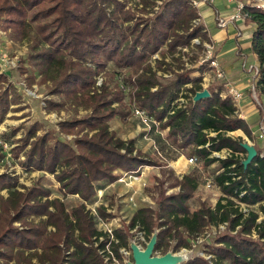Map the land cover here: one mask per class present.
Instances as JSON below:
<instances>
[{"label":"trees","instance_id":"1","mask_svg":"<svg viewBox=\"0 0 264 264\" xmlns=\"http://www.w3.org/2000/svg\"><path fill=\"white\" fill-rule=\"evenodd\" d=\"M130 1L0 0V28L18 41L32 38L26 60L29 67L21 66L29 84L50 82V94L61 99L47 100L46 108L57 110L69 101L90 110L84 116L59 121L57 128L46 129L43 122L31 124L14 142L12 155L19 159L18 164L28 172L46 170L54 175L63 198L54 196L40 180L28 186L16 171L0 173V264H107L99 252L105 242L95 245L104 233L98 230L86 202L105 182L117 179L116 170L133 172L141 166L160 165L138 150L134 139L125 140L111 128L117 116H128L131 103L169 128L170 138L181 148H191L204 167L219 163L214 182L222 195L214 207L191 210L187 202L200 184V175L192 170L181 180L177 178L173 185L180 187L177 193H162L156 208H137L129 230L139 225L149 240L159 229L154 252L165 254L189 247L190 239L207 225L229 221L231 230L241 228L235 235L226 232L216 238L220 246L207 244L216 256L213 264H264V155L258 149L245 168L242 160L246 156L239 155L247 154L243 138L228 135L241 129L252 138V129L237 114L232 98L221 95V89L208 88L211 96L193 101L195 93L203 89V67L198 69L199 76H192L193 69L166 82L159 75L160 70L171 71L168 55L181 64L179 69L184 66L183 49L194 38L210 43L205 25L193 26L201 18L198 8L193 0H164L155 11L158 0H137L147 16L136 17L127 9ZM244 11L255 23L256 88L264 95V8L248 4ZM151 12L153 16L148 15ZM31 24H35L33 36ZM157 53L161 58L153 61ZM109 63L126 70L124 84L110 87L104 82L97 87L100 74L118 75L117 71L107 72ZM6 80L0 74V124L11 106L21 102L15 89L4 87ZM181 96L189 99L186 105L176 102ZM20 129L11 128L2 138L8 140ZM224 148L233 154L226 158L212 155ZM70 195L81 199L72 207L65 202ZM243 204L249 208L248 215L241 210ZM99 212L102 217L110 216L103 205ZM253 230L260 240L245 236ZM114 234L119 242L112 247L119 255L120 247H130L131 235L121 228ZM185 264L210 263L197 257Z\"/></svg>","mask_w":264,"mask_h":264},{"label":"rangeland","instance_id":"2","mask_svg":"<svg viewBox=\"0 0 264 264\" xmlns=\"http://www.w3.org/2000/svg\"><path fill=\"white\" fill-rule=\"evenodd\" d=\"M197 1L206 3L205 0H197ZM163 2L164 0H158L157 5L154 6V10L157 11ZM254 2L255 0H249V2L246 3L245 5L253 4ZM141 7L142 4L137 3V0H132L129 2L127 9L129 8L130 10L131 8V11L136 15V17L138 15L147 16V14L141 11ZM148 15L153 16V12L149 13ZM198 23H202L200 19L195 20L193 26L197 25ZM207 27L212 31L213 29L217 30L216 20L210 21V24H208ZM31 28H32L31 34L33 36L35 31V24H31ZM1 30L5 32L2 38L4 49L7 52H9L11 55H17V54L20 55V63L17 69L10 70L7 73H0L7 77V80L6 82L3 83V85L4 87L6 85L11 86V90L15 89L17 94L21 96V102L19 104L11 106V108L13 109L8 112L4 121L0 124V147H2V150H0L2 156L0 158V173H3L5 171L8 172L16 171V174L20 175V181L28 186H31L35 181L40 180L42 183H44L49 188H51L54 196H59L62 198L63 196L59 191V184L54 179L53 175L48 173L46 170L34 171V172L25 171L18 164L19 159L12 155V148L14 146V142L18 138L24 135L26 128L31 124H35L37 122H43L46 125L45 126L46 129L49 128L50 126L52 127L54 126L57 128V123L59 121L70 119L72 117L84 116L88 114L90 110H84L82 107H77L73 105L71 102L66 101L63 104V107H61L60 109L57 110L54 109L49 111L46 108L47 100H55L61 102V99L58 96L50 94L51 83L48 82V83L40 84L37 82L30 85L27 80V73H23L21 69V66L29 67V64L26 63V60L30 52V45L32 44V38L25 39L23 41H18L12 37L10 31H6L4 29ZM234 39L235 38L233 37L231 38L230 41L223 43L225 44V46L222 49L223 56L221 57V60L223 61V64L225 66L232 64L231 68L235 69V72L232 74L230 72H227L228 76L236 74L237 72L245 73L246 78L249 77L251 81L253 72H249V67L252 65L254 66L256 65L255 59L252 58L250 55H247L246 57L243 55L241 56L238 55L237 51L235 50L236 48H233L235 44ZM205 43L207 42L204 41L202 43L201 37H197L192 40L190 47H185L183 49L182 61L184 63V66H182L181 69H179V66H181V64H179L177 61H174V58L168 55L166 57V62H169L171 64L170 66L171 71L165 72L160 70L159 75H163L165 79L162 80L166 82L167 80L174 78L176 74L184 73L186 71H192L193 69H195L196 71L192 73V76H199L201 73L198 69L200 67H203L204 69V71L202 72L203 89L211 88L214 89L215 91L219 89H221L222 91H226V86L224 85V83H222V80L218 81L219 83H221L220 85H216L215 83L216 79H221L220 77L217 76L215 68L211 65L210 62L211 58H215L218 60L216 49L214 48L212 50V52L214 53L211 55L212 57L210 58L211 50H209V48L205 45ZM200 46H202V48ZM155 58H161V56L157 53L154 55L153 61ZM218 62L220 64L219 60ZM244 63L246 64V68L244 67ZM115 71L118 72V75L114 77L105 73L100 74L96 78L97 79L96 86L101 88L104 82H107V84H109L110 87H113L117 82L118 84L123 85L124 81L122 79V76H124L126 70H120L116 68L113 63H109V65L107 66V72L112 73ZM239 78L240 76L238 75L236 78L233 79H239ZM22 83H24L26 86L30 87L31 89L32 87H36L38 97L29 96L24 91V87ZM125 92H126V101H129L130 100L129 88H126ZM13 95L14 93L11 94V97ZM257 96L258 97L260 96L258 91H257ZM260 98H261L260 101L264 104V97H260ZM188 101L189 99L187 97L181 96L176 102H180L181 104L186 105ZM255 105L257 108H260L258 104L255 103ZM115 106H117V104H115ZM18 107H20L21 109L19 110L14 109ZM136 108L142 109L131 103L127 109L128 116L127 117L117 116L115 119L111 121V127L113 126V128L118 132L119 136L125 140L134 138V140H136L135 143L137 145L136 147L138 148V150H140L144 155L156 160L160 165L141 166L139 167V169L133 172L123 171V170L118 172V170H116L115 171L117 175L116 181L118 182L117 187H111L106 191L99 189L97 191V194L92 198V200L86 202L87 209L90 210L91 214L93 215L98 230L101 231L102 229L99 225L98 217L96 216V211L100 217L101 214L99 212V207L103 205L106 208V212L110 216L109 217L101 216V218L106 222H112L114 224V228L116 229L121 228L129 232L131 235L130 238L131 241L134 240L133 239L134 237H132L133 233H131V231L129 230V225L133 215L129 214V209L125 210V204L122 203L121 201L127 196V194L136 191L135 200L138 204L137 208L147 205L156 208L157 202L161 197L162 193L166 196L173 193H177L180 190L179 186H173L177 182V178L181 180L184 174L192 170H196L200 175V184L187 202L191 210L198 209L204 205L214 207L218 199L222 195V192L217 185L214 188L206 187L208 180L214 181L215 170L217 169V165L204 167L202 165V162L200 161L194 164L187 163L188 158L193 156L191 154V148L179 147L174 142V140L170 138V136L168 135V131H166L163 128L161 123L157 119H155V117L152 118L153 121L150 122L149 124L144 123L142 118L135 113ZM144 111L147 113L146 110ZM247 119L250 124H253L256 121L255 122L256 124L254 126V131L257 134V137L259 136L260 133L264 134L263 131L264 129L262 128V125L264 127L263 115H261L258 118H251V117L249 118L248 116ZM19 126H21V129L16 133V135L10 136L8 140L2 138L4 133L11 132V128L19 127ZM40 133H42V131H40L39 134ZM67 138L71 139L72 136H67ZM258 142L261 146H264V138L258 139ZM21 158L24 159V156H21ZM134 172H137L138 174L142 173L143 176L142 182L130 181L129 179L127 180L128 184H126V182L119 180V178H121L125 174H131ZM144 182L146 184H144ZM119 184H123L125 187L130 188L131 190L127 191L126 194H123L124 186L119 187ZM99 199L102 201V203L101 202L97 203ZM80 200L81 199L79 195H70L65 199V202L68 205V207H71ZM92 207H94L95 209L94 208L92 209ZM16 225L19 226L20 224L16 223ZM209 225H207L205 228H207ZM240 228L241 226L239 227L237 232L240 230ZM204 229L202 231H204ZM155 231H159V229H156ZM229 232L234 235L237 234V232H231V231ZM221 235L222 234L212 237V239L210 240V244H213L214 246L215 245L220 246V244L216 243L215 240ZM245 236L252 240L259 239L258 234L256 235L254 232L249 233ZM181 248H179L178 250L170 249L169 251L177 252ZM201 250H203L202 246H200L195 252L188 254L186 257L187 259L183 262V264L187 263L191 259L200 257L199 254ZM132 260L133 258L130 257V261Z\"/></svg>","mask_w":264,"mask_h":264},{"label":"built area","instance_id":"3","mask_svg":"<svg viewBox=\"0 0 264 264\" xmlns=\"http://www.w3.org/2000/svg\"><path fill=\"white\" fill-rule=\"evenodd\" d=\"M205 1H212V0H205ZM193 4L195 6H198L199 2L197 0H193ZM252 5H257L259 7L264 8V0H255V2ZM247 13L244 11V4L242 2H239L236 9L232 14L229 16H218L217 17V25L221 28H226L229 24L234 23L236 20H245L247 17ZM4 31L0 29V73H7L10 70L17 69L19 67L20 63V55H11L9 52H7L2 43V38L4 36ZM205 45L209 48L210 51V58L211 55L214 53L212 50L214 49V46L212 44H209V42L205 43ZM211 65L215 68L216 74L218 77L223 78L225 76V72L220 66L219 62L215 58H211ZM244 67L246 68V64L244 63ZM249 72H253V75L251 77V83H250V93L253 101L260 106V108H263V103L260 101V98L257 96V88H256V78L259 72V62L257 61L256 65H252L249 67ZM20 84V83H19ZM21 85V84H20ZM24 87V91L29 95L33 97H38L37 94V88L32 87V89L28 86H26L24 83H22ZM19 86V85H18ZM34 86V85H33ZM21 87V86H20ZM259 92V91H258ZM221 95L223 97L229 96L232 98L234 104L238 106V103L242 100L244 97V93L239 90L234 84L227 83L226 84V91H222ZM135 113L139 115L143 122L146 124H149L152 122L151 116H149L144 110L136 108ZM238 114V111H237ZM264 114V112H263ZM239 115V114H238ZM262 128L264 129L263 125ZM264 131V130H263ZM259 138H264V134L260 133ZM233 154V151L231 149H223L220 151H214L212 153L213 156L219 157V158H226ZM264 155V153L262 154ZM197 162V157L192 156L188 158L187 163L194 164ZM128 178V179H127ZM130 181H143L142 173L138 174L137 172L131 173V174H125L121 178H119L120 181H124L127 183V180ZM129 182V181H128ZM144 184H146L144 182ZM216 186L215 182L212 180H208L206 187L207 188H214ZM102 192V191H100ZM136 191L133 193H130L126 196L127 202L131 205L136 206L137 202L135 200ZM102 201L99 199L97 203ZM96 203V204H97ZM94 207H92L93 209ZM95 209V208H94ZM241 210L248 215L249 208L246 205H241ZM96 211V210H95ZM96 216L98 217V222L101 227V231L104 233L103 235L99 236V239L96 240L95 245L98 246L101 244V242H105V246L102 248H99L100 254H102L105 262L107 264H128L130 261V257H132V250L131 248L127 247H120L119 248V255L115 252V250L112 247L113 242L117 243L119 240L116 238L114 231L116 228H114V224L112 222H106L104 221L101 216L99 217L97 211ZM261 220V217L259 218ZM240 225L237 226L236 230H231L229 228V221H223L218 223H213L209 225L207 228L204 229L201 233L197 234L196 236L192 237L190 239V246L189 247H182L179 251L174 253L177 254H184L188 255L193 252H195L200 246L203 247V250H201L199 256L206 259L210 264H213L216 256L214 253L210 252L208 250L207 244H210V240L212 237L224 234L226 232H237ZM131 233H133L132 237H134L133 241L136 242L140 248H145L148 240L146 236V232L142 230L139 225H136L132 229H130ZM253 232L257 235L256 231L253 230ZM131 241V240H130Z\"/></svg>","mask_w":264,"mask_h":264},{"label":"crops","instance_id":"4","mask_svg":"<svg viewBox=\"0 0 264 264\" xmlns=\"http://www.w3.org/2000/svg\"><path fill=\"white\" fill-rule=\"evenodd\" d=\"M239 2H242L245 5L246 3L249 2V0H212L209 2L206 1V3L205 2H199L198 6H196V7L198 8L200 16H201L200 21L205 25L207 32L210 36V39H211L210 43L216 49L217 58L220 61V65L222 66V69L224 70V72L226 71L225 76L221 79H216L215 83H216V85H220L221 83L218 82L220 80H222V83H224L225 86L227 83H231V84L235 83V86L244 93V97L238 103V106H237L238 110L237 111H238L239 116L248 122V119H247L248 116H249V118L250 117L251 118H258L261 115H263V117H264V114H263L264 104H263V108H257L256 107V105H255V103L251 97V93H250L251 81H250L249 77L246 78L245 73H240V72L233 74L235 76H233V75L228 76L227 72H230L232 74L235 72V69L231 68L232 64L225 66L223 64V61L221 60V57L223 56L222 55V49L225 46V44H223V43L230 41L231 38L234 37L235 38L234 39L235 44H234L233 48H236L235 50L237 51L238 55H240V56L243 55L245 57L247 55H250L252 58L255 59V63H257L256 55L253 53V50H252V35H253L254 28H255V23L252 21H249L247 19L248 18V16H247L245 18V20H236L234 23L229 24L226 28H221V27H218V25H217V30L213 29V31H212L207 27L208 24H210V21L216 20V23H217V17L218 16H220V15L221 16H229L230 14H232L234 12V10L236 9ZM201 8H202V10H201ZM236 59H238V58H236ZM238 75L240 76L239 79H233V78H236ZM231 80H233V81H231ZM259 95H260L259 98L264 97V95L261 93H259ZM255 122L253 124H250L248 122V124H249V126L253 132L252 138L248 137L246 135V133L241 129L229 132L228 135L232 136L233 138L242 137L243 142L249 141V142L253 143L255 145V147L257 148V150L259 149V151L262 155L264 153V146H261L258 142V139H260V138L257 137V134L254 131V126L256 124ZM111 128L113 130H115L113 128V126ZM164 129L166 131H169V128H164ZM117 134H118V132H117ZM212 135H214V133H212ZM224 149H229V148H224ZM239 155L242 157L246 156V154L243 152H240ZM218 164H219L218 162H215L212 164V165H217V169L215 170V174L219 173V171H220V170H218ZM119 171H121V169H118V172ZM53 177H54V175H53ZM117 183L118 182L116 180L113 182H105V186L103 187L102 190L106 191L111 187H117V185H118ZM120 186H124V185L119 184V187ZM130 190H131L130 188H127L124 186L123 194H126V192L130 191ZM95 199H96V197H95ZM121 201H122V203L125 204V210L129 209V214L133 215L134 212L137 210L138 204L136 206L129 204L126 200V197ZM112 203H114V202H112Z\"/></svg>","mask_w":264,"mask_h":264},{"label":"water","instance_id":"5","mask_svg":"<svg viewBox=\"0 0 264 264\" xmlns=\"http://www.w3.org/2000/svg\"><path fill=\"white\" fill-rule=\"evenodd\" d=\"M209 96H211L210 91L204 88L195 93L193 101L196 102ZM242 146L247 152L246 157L242 160V164L246 168L258 155V150L249 141L242 142ZM157 235L158 231H154L143 249L136 242L130 241L133 260L129 261L128 264H181L187 259V255L177 254L173 251H168L165 254H156L154 248L157 243Z\"/></svg>","mask_w":264,"mask_h":264}]
</instances>
